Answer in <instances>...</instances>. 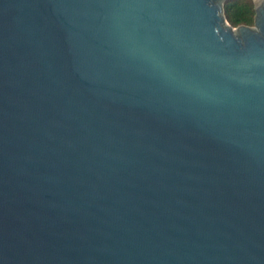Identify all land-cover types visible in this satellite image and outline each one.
<instances>
[{"label": "water", "instance_id": "obj_1", "mask_svg": "<svg viewBox=\"0 0 264 264\" xmlns=\"http://www.w3.org/2000/svg\"><path fill=\"white\" fill-rule=\"evenodd\" d=\"M0 0V264H264V0Z\"/></svg>", "mask_w": 264, "mask_h": 264}, {"label": "trees", "instance_id": "obj_2", "mask_svg": "<svg viewBox=\"0 0 264 264\" xmlns=\"http://www.w3.org/2000/svg\"><path fill=\"white\" fill-rule=\"evenodd\" d=\"M225 14L229 23L236 27L242 24L254 25L255 1L254 0H228L225 3Z\"/></svg>", "mask_w": 264, "mask_h": 264}]
</instances>
